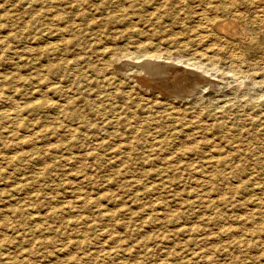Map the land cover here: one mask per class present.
<instances>
[{
  "label": "rangeland",
  "instance_id": "374dc122",
  "mask_svg": "<svg viewBox=\"0 0 264 264\" xmlns=\"http://www.w3.org/2000/svg\"><path fill=\"white\" fill-rule=\"evenodd\" d=\"M234 1L0 0V264L264 263V0ZM144 40L202 80L155 108Z\"/></svg>",
  "mask_w": 264,
  "mask_h": 264
},
{
  "label": "bare ground",
  "instance_id": "6f19581e",
  "mask_svg": "<svg viewBox=\"0 0 264 264\" xmlns=\"http://www.w3.org/2000/svg\"><path fill=\"white\" fill-rule=\"evenodd\" d=\"M198 1V0H197ZM227 1V3H230V4H234V0H226ZM209 2V1H208ZM51 4V3H50ZM171 4V3H170ZM195 4V3H194ZM204 4V3H203ZM46 5H48V4H46ZM53 5V4H52ZM134 5V4H133ZM37 7V6H36ZM146 7V6H145ZM238 8V7H237ZM227 9V8H226ZM256 9V8H255ZM15 10V9H14ZM153 10V9H152ZM156 10V9H155ZM246 10V9H245ZM250 10V9H249ZM107 11V10H106ZM195 11H198V10H195ZM242 11V10H241ZM240 11V12H241ZM13 12V11H12ZM223 12V11H222ZM254 12V11H253ZM53 13V12H52ZM202 13V12H201ZM205 13V12H204ZM237 13V12H236ZM246 13V12H245ZM252 14H254V13H252ZM263 14V13H262ZM232 15V14H231ZM256 15V14H255ZM44 16V15H43ZM211 16V15H210ZM223 16V15H222ZM34 17V16H33ZM231 17V16H230ZM237 17V16H236ZM247 17V16H246ZM263 17V16H262ZM88 18V17H87ZM197 18V17H196ZM228 18V17H227ZM86 19V18H85ZM199 19V18H198ZM203 18H201V20H202ZM264 19V18H263ZM27 20V19H26ZM76 21V20H75ZM212 21H213V19H212ZM170 22V21H169ZM184 23V22H183ZM203 22L201 21L199 24H201V26L203 25L202 24ZM212 23V22H211ZM168 24V23H167ZM182 24V23H181ZM198 24V23H197ZM262 25H264V23H262ZM204 26V25H203ZM237 26H238V22L236 21V20H229V19H221V20H218V21H215L214 23H213V28H214V30H215V32H216V34L217 35H219L220 37H224V36H227L228 34H230V33H232V32H234L235 30H236V28H237ZM210 27V26H209ZM97 28V27H96ZM263 27H261V29H262ZM55 29V28H54ZM260 29V28H259ZM175 30V29H174ZM185 30V29H184ZM136 31V30H135ZM169 31V30H168ZM253 31V30H252ZM33 32V31H32ZM206 33L208 32V31H205ZM177 33V32H176ZM201 32H199V34H200ZM238 33V32H237ZM262 33V32H261ZM170 34V33H169ZM184 34V33H183ZM197 34V33H196ZM203 34H205V33H203ZM203 34H200V37L201 36H203V37H205ZM42 35V34H41ZM46 35V34H45ZM193 35V34H192ZM263 35V34H262ZM216 36V35H215ZM193 37V36H192ZM213 37V36H212ZM201 39H203V38H201ZM217 39V38H216ZM215 39V40H216ZM146 40V39H145ZM145 40H144V43H139L137 46H135V51H137V52H140V54H141V56H139V57H137L136 55H130V53H125L122 57L123 58H125V57H127V56H130L131 58H134V59H136V58H140V57H145V59L142 61L141 60V62L140 63H137L136 65H134V68L133 69H130L129 71H130V76H134L133 77V79H134V84L137 86V87H139V88H142V89H144V90H147L148 92H152L153 94H155V96H156V100L155 101H151L152 103H151V105H153V106H156L155 108H158V106H160V105H162V104H166L165 102H167V101H164L166 98H168L171 94H172V96H173V94L176 92V93H180V92H182V91H184V90H187L186 88H190V91H191V88H192V86H193V80H197L198 78H199V76L193 71V69L191 70V68L189 69L188 67H186V69H184V68H181L180 66H176L175 64H173V63H169L168 61H165V62H163L162 60H157V58H160V57H163L161 54H158V53H156V51L155 52H149V51H152V49L154 50V48H153V45L151 44V43H147V42H145ZM185 40V39H184ZM214 40V39H213ZM227 40V39H226ZM92 41V40H91ZM138 41H140V40H138ZM153 41V40H152ZM181 41V40H180ZM218 42V41H217ZM136 43H138V42H136ZM208 43H209V41H208ZM214 43V42H213ZM134 44H135V42H134ZM159 44V43H158ZM65 45V44H64ZM110 45V44H109ZM166 45V44H165ZM108 46V45H107ZM203 46V45H202ZM208 46V45H207ZM217 46V45H216ZM228 46V45H227ZM211 47V46H210ZM99 48V47H98ZM199 48V47H198ZM201 48V47H200ZM199 48V49H200ZM50 49V48H49ZM236 49V48H235ZM216 50V49H215ZM94 51V50H93ZM160 51V50H159ZM229 51V50H228ZM230 51H233V50H230ZM241 51V50H240ZM109 51H108V49L106 48V47H104L103 49H101L100 50V53H103V54H107ZM161 52V51H160ZM237 52H239V51H237ZM264 52V51H263ZM113 53V52H112ZM192 53V55H193V57H194V59H196V61H199V62H202V61H212L213 60V55L209 52V50L208 49H206L205 50V52H203V48H202V50L201 51H192L191 52ZM207 53H210L211 55L209 56V55H207ZM213 54H214V52H212ZM244 53V52H243ZM71 54V53H70ZM111 53H109L108 54V58L107 59H105L106 61L103 63L104 65H106L108 68H106L108 71H110L111 72V75L113 74L114 76H117L118 78H119V75H120V68H122V66L124 65V64H122L121 63V57L120 58H118V56L117 55H115V53H113V54H111ZM231 54H232V52H231ZM74 55V54H73ZM242 55V54H241ZM68 56V55H67ZM244 56V55H243ZM218 57V56H217ZM230 57V56H229ZM234 57V56H233ZM231 58V57H230ZM229 58V59H230ZM237 58V57H236ZM264 58V57H263ZM93 59V58H92ZM162 59V58H161ZM164 59L165 60H167V59H171L173 62L174 61H178L179 62V60H177V58H176V56L175 55H169V56H164ZM163 59V60H164ZM256 59V58H255ZM130 60H132V59H130ZM138 60H140V59H138ZM157 60V61H156ZM216 60V59H215ZM136 61H137V59H136ZM231 61V60H230ZM233 61V60H232ZM252 61V60H251ZM123 62V61H122ZM166 62H168V63H166ZM244 62V61H243ZM124 63V62H123ZM183 63V62H182ZM225 63V62H224ZM233 63V62H232ZM235 63V62H234ZM233 63V64H234ZM239 63V62H238ZM246 63V62H245ZM195 64H197V63H195V62H191L190 64H188L189 66H194ZM257 64H259V63H257ZM177 65H179V64H177ZM227 65V64H226ZM232 65V64H231ZM212 66L213 67H215L213 64H212ZM240 66V65H239ZM74 67V66H73ZM102 67V66H101ZM235 67V66H234ZM238 67V66H237ZM251 67V66H250ZM250 67H248V68H250ZM72 68V67H71ZM82 68V67H81ZM188 68V69H187ZM196 68V67H195ZM194 68V69H195ZM221 68V67H220ZM247 68V69H248ZM264 68V67H263ZM74 69V68H73ZM101 69V68H100ZM103 70H106L105 68H102ZM207 69V68H206ZM233 69V68H232ZM236 69V68H235ZM238 69V68H237ZM246 68H245V70H247ZM258 69V68H257ZM261 69H262V67H261ZM199 69H197V71H198ZM203 70V69H202ZM244 70V69H243ZM250 70V69H249ZM254 70V69H253ZM256 70V69H255ZM75 71V70H74ZM100 71V70H99ZM128 71V70H127ZM196 71V72H197ZM237 71V70H236ZM73 72V71H72ZM77 72V71H76ZM80 72V71H79ZM120 72V73H119ZM209 72V71H208ZM238 72V71H237ZM243 72V71H242ZM245 72V71H244ZM247 73H248V71H246ZM251 72V71H250ZM78 73V72H77ZM198 73H200V72H198ZM246 73V74H247ZM254 73V72H253ZM202 74V73H201ZM228 74H229V72H228ZM245 74V73H244ZM251 74V73H250ZM73 75V74H72ZM76 75V74H75ZM193 75H197V79H192L191 77L193 76ZM248 75V74H247ZM253 75V74H252ZM251 75V76H252ZM264 75V74H263ZM92 76V75H91ZM106 76V75H105ZM203 76H207V75H203ZM210 76V75H209ZM209 76H207V77H209ZM230 76V75H229ZM90 77V76H89ZM194 77V76H193ZM202 77V76H201ZM250 77V76H249ZM263 77V76H262ZM200 79V78H199ZM216 79H217V76H216ZM226 79V78H225ZM253 79V78H252ZM259 79V78H258ZM116 80V79H115ZM119 80V79H118ZM200 80H202V79H200ZM207 80V79H206ZM205 80V81H206ZM211 80H213L212 78H211ZM219 80V79H218ZM221 80V79H220ZM256 80V79H255ZM261 80H263V79H261ZM204 81V82H205ZM224 81V80H223ZM238 81V80H237ZM115 82V81H114ZM200 82V81H199ZM219 82V81H218ZM259 82V81H258ZM133 83V82H132ZM195 83V82H194ZM209 83V82H208ZM213 83V81H211V84ZM255 83V82H254ZM262 83V82H261ZM260 83V84H261ZM130 84V83H129ZM196 84V83H195ZM198 84V83H197ZM203 84V83H202ZM214 84V83H213ZM218 84V83H217ZM258 84V83H257ZM112 85V84H111ZM117 85V84H116ZM198 86V85H197ZM207 86V85H206ZM210 86V85H209ZM242 86V85H241ZM42 87H44V86H42ZM75 87V86H74ZM94 87V86H93ZM195 87V86H194ZM46 88V87H45ZM73 88V87H72ZM127 88V87H126ZM125 88V89H126ZM202 88H204V87H202ZM211 88V87H210ZM258 88V87H257ZM47 89V88H46ZM201 89V88H200ZM262 89V88H261ZM128 90V89H127ZM189 90V89H188ZM193 91V90H192ZM218 92V91H217ZM258 92V91H257ZM263 92V91H262ZM261 92V93H262ZM115 93V92H114ZM245 93V92H244ZM253 93H255V92H253ZM259 93V92H258ZM257 93V94H258ZM47 94V93H46ZM52 94V93H51ZM53 94H55V93H53ZM52 94V95H53ZM101 94V93H100ZM139 94V93H138ZM181 94V93H180ZM188 94H191V93H188ZM260 94V93H259ZM263 94V93H262ZM50 95V94H49ZM175 95V94H174ZM243 95V94H242ZM255 95V94H254ZM176 96H177V94H176ZM182 96V95H181ZM180 95H179V99L180 100H186V99H188L187 97H181ZM253 96V95H252ZM122 97H124V98H126V99H130V98H132L133 97V94L131 93V92H129V91H125L124 92V94H123V96ZM150 97V96H149ZM219 97V96H218ZM240 97V96H239ZM139 98V97H138ZM221 98V97H220ZM237 98V97H236ZM241 98V97H240ZM255 98V97H254ZM15 99V98H14ZM148 99V98H147ZM102 100V99H101ZM139 100V99H138ZM239 101V100H238ZM185 102H187V101H185ZM224 102V101H223ZM171 103V102H170ZM173 103V102H172ZM222 103V102H221ZM63 104V103H62ZM13 105V104H12ZM17 105H19V104H17ZM66 105V104H65ZM168 105V104H167ZM224 105V104H223ZM67 106V105H66ZM144 106V105H143ZM169 106V105H168ZM179 106V105H178ZM181 106V105H180ZM12 107V106H11ZM170 107V109H172V110H174V111H176V109L175 108H173V107H171V106H169ZM228 107H229V105H228ZM18 108H20V107H18ZM178 108V107H177ZM183 108V107H182ZM221 108V107H220ZM182 110V109H181ZM226 111V110H225ZM248 111V110H247ZM154 112V111H153ZM184 112V111H183ZM209 112H210V110H209ZM162 113H164V114H166V116H167V113H165V112H162ZM199 113V112H198ZM231 113H232V111H231ZM122 114V113H121ZM172 114V112H169L168 113V115H171ZM245 114V113H244ZM255 114V113H254ZM253 114V115H254ZM175 115V114H174ZM197 115V114H196ZM200 115V114H199ZM123 116V115H122ZM122 116H120L119 114L116 116V121H119V120H121L122 119ZM172 116V115H171ZM245 116V115H244ZM132 118V117H131ZM220 118V117H219ZM254 118V117H253ZM252 119V118H251ZM259 119H261V118H259ZM173 120V119H172ZM186 120V119H185ZM201 120V119H200ZM213 121V120H212ZM246 121V120H245ZM167 123V122H166ZM221 123H222V121H221ZM230 125V124H229ZM249 125V124H248ZM155 126V125H154ZM197 126V125H196ZM206 126V125H205ZM130 129V128H129ZM118 130V129H117ZM158 132V131H157ZM156 132V133H157ZM161 132V131H160ZM150 134V133H149ZM152 134V133H151ZM160 135H162V134H160ZM159 135V136H160ZM142 137V136H141ZM236 137V136H235ZM264 137V136H263ZM161 138L159 137V140H160ZM135 142V141H134ZM125 145V144H124ZM123 145V146H124ZM142 145V144H141ZM240 145V144H239ZM126 147V146H125ZM125 147H123L124 149H126ZM252 147V146H251ZM122 148V147H121ZM129 148V147H128ZM127 148V149H128ZM133 148V147H132ZM148 148V147H147ZM236 148V147H235ZM238 148H240V147H238ZM159 149H160V147H159ZM123 150V149H122ZM124 151H126V150H124ZM161 153V152H160ZM136 154V153H135ZM257 155H258V153H256ZM264 157V156H263ZM155 186V185H154ZM158 187V186H157ZM156 187V188H157ZM155 188V189H156ZM152 189V188H151ZM151 189H149V190H151ZM260 189V188H259ZM259 189H257V190H259ZM153 195V194H152ZM257 201V200H256ZM253 206V205H252ZM158 207V206H157ZM263 207V206H262ZM256 208V207H255ZM257 209V208H256ZM259 209V208H258ZM253 210V209H252ZM256 211V210H255ZM258 212V211H257ZM257 212L255 213V214H257ZM160 216V215H159ZM252 216V215H251ZM244 221V220H243ZM242 221V222H243ZM219 229V228H218ZM194 231V230H193ZM202 232H203V230H201ZM199 232V231H198ZM179 233H180V231H179ZM195 234V233H194ZM199 234V233H198ZM200 234H201V232H200ZM197 235V234H196ZM198 236V235H197ZM205 236V235H204ZM165 237V236H164ZM167 237V236H166ZM203 238V237H202ZM205 239H207V238H205ZM212 239H215V238H212ZM209 240V239H208ZM238 241V240H237ZM264 241V240H263ZM204 242V241H203ZM210 242V241H209ZM212 242V241H211ZM238 243V242H237ZM189 244V243H188ZM207 244V242H205V245ZM197 245V244H196ZM201 245V244H200ZM204 245V246H205ZM240 245V244H239ZM256 245L258 246V244L256 243ZM255 245V246H256ZM261 245V244H260ZM201 246H203V245H201ZM200 247V246H199ZM208 247V246H207ZM209 248V247H208ZM207 248V249H208ZM145 250V249H144ZM197 250V249H196ZM210 250V249H209ZM143 251V250H142ZM211 251V250H210ZM210 251H208V252H210ZM240 251V250H239ZM58 252V251H57ZM207 252V253H208ZM149 254V253H148ZM206 254V253H205ZM211 254V253H210ZM201 254H199V256H200ZM208 255V254H207ZM263 255V254H262ZM205 257V256H204ZM260 257H261V255H260ZM263 257V256H262ZM198 258V257H197ZM257 258H258V256H257ZM253 259V258H252ZM251 259V260H252ZM255 259V258H254ZM253 259V260H254ZM210 260V259H209ZM261 261V260H260ZM206 262H208V259H207V261ZM256 262V261H255ZM258 262V261H257ZM264 262V261H263ZM166 263H168V262H166ZM239 263H240V261H239ZM260 263V262H259ZM209 264V263H208ZM241 264V263H240ZM249 264V263H248ZM256 264V263H255ZM261 264V263H260ZM262 264H264V263H262Z\"/></svg>",
  "mask_w": 264,
  "mask_h": 264
}]
</instances>
